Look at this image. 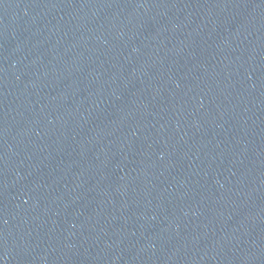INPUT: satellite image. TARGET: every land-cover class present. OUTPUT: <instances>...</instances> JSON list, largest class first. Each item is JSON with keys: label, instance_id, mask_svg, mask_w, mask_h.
<instances>
[{"label": "water", "instance_id": "1", "mask_svg": "<svg viewBox=\"0 0 264 264\" xmlns=\"http://www.w3.org/2000/svg\"><path fill=\"white\" fill-rule=\"evenodd\" d=\"M0 264H264V0H0Z\"/></svg>", "mask_w": 264, "mask_h": 264}]
</instances>
